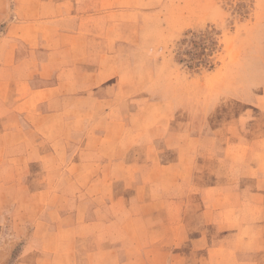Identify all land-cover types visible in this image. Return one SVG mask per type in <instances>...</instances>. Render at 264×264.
<instances>
[{
    "label": "crops",
    "instance_id": "1",
    "mask_svg": "<svg viewBox=\"0 0 264 264\" xmlns=\"http://www.w3.org/2000/svg\"><path fill=\"white\" fill-rule=\"evenodd\" d=\"M163 1L0 0V264H264V193L147 115L128 34Z\"/></svg>",
    "mask_w": 264,
    "mask_h": 264
},
{
    "label": "rangeland",
    "instance_id": "2",
    "mask_svg": "<svg viewBox=\"0 0 264 264\" xmlns=\"http://www.w3.org/2000/svg\"><path fill=\"white\" fill-rule=\"evenodd\" d=\"M207 31L217 42L210 58L215 68L179 65L192 34ZM129 32L145 56L132 63L153 103L149 118L178 119L207 140L212 156H197L207 171L203 183L228 174L224 182L244 184L250 200L264 193V158L250 154L259 144L255 137L264 135V110L257 104L264 86V0H164ZM232 194L237 198V190Z\"/></svg>",
    "mask_w": 264,
    "mask_h": 264
},
{
    "label": "trees",
    "instance_id": "3",
    "mask_svg": "<svg viewBox=\"0 0 264 264\" xmlns=\"http://www.w3.org/2000/svg\"><path fill=\"white\" fill-rule=\"evenodd\" d=\"M213 32L207 31L202 35L192 34L189 41L190 49L184 51L181 57H178L177 63L184 65L190 70H208L215 68L210 58L214 55L217 42L213 39Z\"/></svg>",
    "mask_w": 264,
    "mask_h": 264
}]
</instances>
